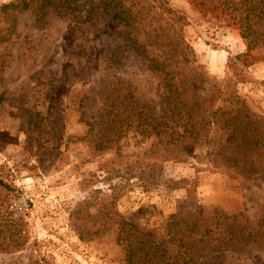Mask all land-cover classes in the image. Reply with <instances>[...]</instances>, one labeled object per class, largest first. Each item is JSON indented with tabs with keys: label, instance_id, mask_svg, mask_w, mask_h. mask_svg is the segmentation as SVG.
I'll return each mask as SVG.
<instances>
[{
	"label": "rangeland",
	"instance_id": "374dc122",
	"mask_svg": "<svg viewBox=\"0 0 264 264\" xmlns=\"http://www.w3.org/2000/svg\"><path fill=\"white\" fill-rule=\"evenodd\" d=\"M168 2L187 18L207 86L230 77L264 119V22L243 39L245 0ZM78 20L79 0H0V264H120L121 221L162 232L195 207L263 221L264 175L211 162L216 132L192 156L169 149L178 159L167 161L136 132L130 97L156 102L155 80L118 49L123 24ZM241 54L252 64L229 68ZM256 253L264 259L245 248L230 262L252 264Z\"/></svg>",
	"mask_w": 264,
	"mask_h": 264
},
{
	"label": "trees",
	"instance_id": "16d2710c",
	"mask_svg": "<svg viewBox=\"0 0 264 264\" xmlns=\"http://www.w3.org/2000/svg\"><path fill=\"white\" fill-rule=\"evenodd\" d=\"M244 6L241 37L246 39L247 29L264 22L262 12L256 14L255 9L264 8V0H245ZM102 17L123 24L124 40L118 49L140 58L155 80L158 100L130 97L134 107L128 121L137 133L153 136L162 145L163 161L178 159L166 156L169 149L192 156L216 132L217 150L207 153L211 162L238 169L247 178L264 175V119L232 87L230 77L207 86L210 76L184 39L188 21L181 11L168 0H79V24ZM150 49L155 50L153 57ZM247 57L234 56L228 67L241 60L252 64ZM120 228L116 239L122 251L120 264H232L236 252L264 249V220L253 225L241 213L218 211L207 216L195 207L170 216L162 232L124 221ZM258 253L252 264H264Z\"/></svg>",
	"mask_w": 264,
	"mask_h": 264
}]
</instances>
